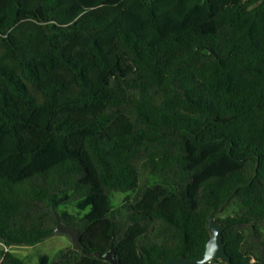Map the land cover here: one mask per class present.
<instances>
[{"label":"trees","instance_id":"trees-1","mask_svg":"<svg viewBox=\"0 0 264 264\" xmlns=\"http://www.w3.org/2000/svg\"><path fill=\"white\" fill-rule=\"evenodd\" d=\"M228 198L206 264H264V0H0V264L52 205L35 264L196 257Z\"/></svg>","mask_w":264,"mask_h":264},{"label":"water","instance_id":"water-1","mask_svg":"<svg viewBox=\"0 0 264 264\" xmlns=\"http://www.w3.org/2000/svg\"><path fill=\"white\" fill-rule=\"evenodd\" d=\"M228 201L229 198L219 208L214 209L207 217L209 235L205 242L204 252L196 257H187L184 254L177 255L170 258L167 264H206L207 261H211L214 258L232 263L231 256L227 252L226 242L224 240L225 225L217 218V213L223 210ZM52 212L57 219L56 227L52 234H65L71 239L72 243L78 248H81L82 242L79 228L68 223L54 205H52ZM96 255L113 263L117 261L113 242L110 243L106 250L96 251Z\"/></svg>","mask_w":264,"mask_h":264},{"label":"rangeland","instance_id":"rangeland-1","mask_svg":"<svg viewBox=\"0 0 264 264\" xmlns=\"http://www.w3.org/2000/svg\"><path fill=\"white\" fill-rule=\"evenodd\" d=\"M123 196L124 193L122 192L116 193L113 197L114 202L118 203L123 198ZM70 243H72V241L67 235L56 233L35 244H20L9 248L12 249L15 254L24 257L29 263L35 264L41 253L53 255L60 247ZM2 247L8 248L3 242L0 241V248Z\"/></svg>","mask_w":264,"mask_h":264}]
</instances>
